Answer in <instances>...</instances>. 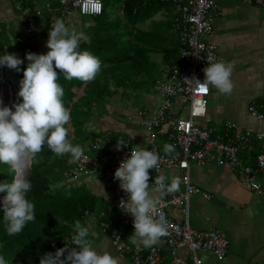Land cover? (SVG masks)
I'll return each mask as SVG.
<instances>
[{
    "label": "crops",
    "instance_id": "0c3cea01",
    "mask_svg": "<svg viewBox=\"0 0 264 264\" xmlns=\"http://www.w3.org/2000/svg\"><path fill=\"white\" fill-rule=\"evenodd\" d=\"M21 1L26 3L29 1L35 2L36 8L23 11L20 5ZM218 1L220 9L214 16L213 32L209 39L217 44L220 61L232 66L231 80L233 90L230 95H225L221 94L216 88L211 87L207 114L205 117L199 118L198 122L202 127H212L217 136L221 135L227 144L234 145L237 144L236 134L238 129L252 130L253 132L264 130V121L252 115L250 111V106H255L264 115V0ZM60 5L57 0H0V20L6 22L8 27H11L16 20L20 21L22 25L24 17H35L34 12L36 10L39 11L42 7L43 9H55ZM58 10V12L61 11L60 9ZM173 10L176 13H174L172 21L170 20L171 18L169 19L172 22L170 33L180 37L178 54L181 56L180 50L183 45V34L186 24L180 18L179 11L174 4ZM52 17V21H54L56 20L55 17L59 16L53 15ZM72 21L74 22V19ZM51 25L52 22H47L44 19L39 22L37 27L29 30L30 32H36L45 29V31L49 32ZM24 30L25 33H28V29L25 28ZM85 38L88 39V36H85ZM180 67L178 65L171 68L174 70ZM164 74L169 76L166 66L163 68L162 77ZM162 77H159L157 81L155 80L156 90L158 81L163 80ZM148 103L149 107H145L142 112L138 108L135 110H132L129 106L125 108L124 111L130 116L132 123L143 125L144 112L150 111L153 113L159 106L151 109L153 104L151 102ZM172 104L171 113L173 118L187 114L188 110L180 97L173 99ZM107 119V117L102 118L103 126L110 127L114 125L112 120L109 119L108 121ZM172 121L173 119L170 118L160 128L159 139L161 142L159 139L158 141L162 151H164L165 145H170L172 149L174 148L168 137ZM227 123H236L239 128H229ZM122 132L132 138V141L143 137L148 144V131L133 128L132 126H123L117 133L103 134L98 132L92 137L93 139L91 138L92 143L90 144L96 141L101 142L102 138L116 139ZM90 144L81 147L86 149ZM263 149V142L259 140L254 151H242L240 156L246 165L255 166L256 155ZM86 152L90 153V150H86ZM69 162L70 158L67 159L64 168V177L68 180L88 177L85 175L66 176L65 172ZM191 166V180L201 190L190 197L189 219L191 227L197 230L221 228L229 235L231 241L229 251L222 260H219L210 250H202L200 255L204 263L264 264V174H257V178L263 183V190L258 193L249 183L241 180L240 170L232 167L229 163L219 164L217 161H210L204 165H198L196 162H191ZM149 173L151 177L154 176L152 170ZM181 174L182 170L177 168H168L164 171V175L168 178L167 183H171L172 179H176L179 182V190L177 191L184 189L180 180ZM152 189L154 187L150 186V191ZM205 194L210 197L206 198ZM152 195L155 198L158 197V193L155 191H152ZM117 197L118 193L116 191L113 199L105 198L113 223L103 219L107 212L103 209V211H97L98 213L86 211L87 216L85 215L82 225L88 227L92 232V237L94 238L91 243L97 252L101 254L104 252L109 253L117 260V264H133L129 256H123L117 251L110 238L111 229L122 231L127 239L134 232V226H127L121 222L118 208L114 205ZM168 213L172 216L182 217L178 208L171 207L168 209ZM73 234L74 228L67 239L70 243L72 242L70 238ZM101 234H106V236L100 238ZM96 236H98V239H96ZM155 245L162 249L163 262L169 264L172 259V253L164 238L162 237ZM64 247H66L65 244ZM179 254L189 262H192V255L185 250H180ZM62 258H66V253L65 257ZM31 263L35 264L34 261H31ZM37 264L40 263L37 262Z\"/></svg>",
    "mask_w": 264,
    "mask_h": 264
},
{
    "label": "clouds",
    "instance_id": "9594fccd",
    "mask_svg": "<svg viewBox=\"0 0 264 264\" xmlns=\"http://www.w3.org/2000/svg\"><path fill=\"white\" fill-rule=\"evenodd\" d=\"M85 39L82 32L67 26L63 19L52 21L46 42L49 51L46 54H26L28 64L23 69L18 100L12 96L15 110L3 104L1 96L5 91L0 96V163L8 165L14 174L11 182H0V193H6L2 206L9 236L21 233L29 222L36 219L35 206L27 199L32 187L27 175L30 161L44 146L47 145L55 156L68 155L72 163L83 158L82 147L73 145L68 139L69 127L72 130L71 113L63 103L64 89L58 82V74L62 73L67 81L76 79L85 84L95 79L101 61L91 52L79 50ZM207 60L208 66L203 69L204 80L196 78L200 91L206 93L214 87L221 94L230 95L233 90L232 66L223 61L213 62L211 52L207 54ZM23 63L14 53L6 52L0 56V66L17 72L22 70ZM6 83L4 88L9 85ZM117 140L116 149L122 150L126 143ZM164 151L170 153L172 147L165 145ZM160 160L159 155L151 150L132 148L130 157L121 161L114 174L120 188L128 195L127 201L122 199L119 207L134 218V232L128 239L136 247H151L168 235L166 223L154 218L160 201L153 197L152 191L167 195L178 190L179 182L176 179L166 182L168 178L160 174ZM150 169L157 173L151 191ZM73 228L72 245L78 247L66 245L55 253L47 252L41 257L40 264H117L112 255L101 254L93 248L88 239L89 228L80 220L75 221ZM65 253L66 258H62ZM0 264H6L2 255Z\"/></svg>",
    "mask_w": 264,
    "mask_h": 264
},
{
    "label": "built area",
    "instance_id": "2783aa9c",
    "mask_svg": "<svg viewBox=\"0 0 264 264\" xmlns=\"http://www.w3.org/2000/svg\"><path fill=\"white\" fill-rule=\"evenodd\" d=\"M68 15L76 12L80 15L97 16L104 10V0H57ZM172 2L179 11L180 18L186 24L183 34V45L180 50L181 58L185 64L174 69L167 81L161 80L157 84V91L163 96L164 101L151 113L145 111L142 124L148 134V145L137 147L132 145V138L125 133H120L116 139H107V144L96 141L83 149V158L80 162L72 163L66 169V176H98L108 187H114L118 193L114 205L118 208L121 222L127 226H134V218L122 210L119 205L121 200L127 201L128 195L120 188V182L115 178V171L122 160L130 157L132 148L151 150L159 155L160 174L168 168L182 170L180 177L184 186L182 191L161 196L158 193L159 204L154 218L166 223L168 235L164 240L171 250L172 259L169 264H205L200 255L202 250H210L219 259L226 257L231 244L229 235L221 228L208 230L193 229L190 224L189 201L193 193L200 192V188L191 180V162L204 165L210 161L219 164L229 163L240 170V178L258 193L263 190V183L257 174H264V149L256 155L255 166L246 165L240 156L242 151H254L257 141H262L264 146V130H240L236 123H227L229 128L238 129L236 134L237 144H227L221 135H216L212 127H202L199 118L205 117L209 106L208 92H201L197 79L203 81V69L208 66L207 54L212 53L213 62L220 61L218 46L207 39L213 32V20L220 9L218 0H162ZM3 66H0V80L5 85ZM3 85V86H4ZM5 93L14 95L12 90L4 88ZM180 97L188 110L185 116H175L171 113L173 99ZM251 114L264 121V115L255 106H250ZM173 119L168 137L174 148L170 153L161 150L159 144L160 128ZM123 140L126 145L122 150H117L118 140ZM90 150V153L86 152ZM150 176V186L154 187L157 173ZM206 198L210 196L205 194ZM174 207L181 211L182 217L172 216L168 209ZM106 229V228H105ZM111 242L123 256H129L133 264H165L162 249L153 245L149 248L136 247L131 244L122 231H110ZM185 250L192 255V262L179 254Z\"/></svg>",
    "mask_w": 264,
    "mask_h": 264
},
{
    "label": "trees",
    "instance_id": "16d2710c",
    "mask_svg": "<svg viewBox=\"0 0 264 264\" xmlns=\"http://www.w3.org/2000/svg\"><path fill=\"white\" fill-rule=\"evenodd\" d=\"M21 2L20 5L23 11L36 8L35 2ZM121 4L123 13L121 22L123 23L119 25L112 22L106 4L100 15L93 16L92 21L88 20L85 23H82L79 19L80 14L77 12L74 15L66 14L62 5L55 9H43L42 7L39 11L34 12L35 17L26 16L22 20L23 28L28 29L27 35L38 37L42 34L39 37L48 38L49 32L45 29L36 32H30L29 29L37 27L39 22L44 19L47 22H52L53 15L59 16L55 18L63 19L69 27L76 26L78 31H82L85 36H88V41L85 39L80 43L79 50H87L101 61L99 73L93 81L87 84L76 79L67 81L62 73L58 74V82L64 89L62 100L65 107L70 109V113L75 109L78 111L83 110L84 114L90 116L94 107L106 110V103L108 106L110 105L111 99L119 93L120 87L126 88L128 85H133L141 80L144 81L145 77L142 78L143 70L153 62L152 60L148 61V58H146L150 51L156 54L161 53L162 63L164 62L165 64H163L166 67L183 66L185 64V61L178 54L180 37L177 35L173 37L174 34L169 33L173 18L168 21V24L165 25L160 21L162 23L153 26L149 30H143L135 26L146 17L157 14L162 10V6H169L170 9H173L172 3L162 0H121ZM58 9L62 12H58ZM72 19L75 23L81 22V26L78 27L73 21L71 22ZM123 25L125 31L122 32V37H118V31ZM165 26H167V30ZM8 28L6 22H3V25L0 24V34L5 33ZM17 35L20 36L18 32ZM155 41L159 43L157 47L154 45ZM13 46L14 51L20 46L25 48V51L20 53V59L24 63L20 66L22 70L18 72L23 78V69L28 64L26 54L29 51L26 50L27 45H21L19 40H16ZM38 54L45 53L42 51ZM162 75L163 72L160 77ZM158 79L159 77L156 81ZM0 84L4 85L1 80ZM79 89H83L81 95L78 94L77 90ZM1 98L5 101L9 98V94L2 95ZM14 99H16L15 96ZM21 99L19 98L20 102ZM70 121L74 130L69 133L68 139L72 141L80 138L83 133L82 129L79 128V134H77L78 128H76L72 117ZM69 158L68 155H53L52 151L45 145L43 150L31 160L30 173L27 179L32 187L27 193V199L35 206L36 219L29 222L19 234L9 236L6 232L1 201L6 193H0V255L4 256L6 264H32L31 261H34L35 264L40 263V259L45 253H53L55 250L64 247V244L72 245V242H68L67 239L70 237L75 221L84 222L86 211L96 213H98L96 211L98 209L103 211L94 194L90 195L89 192L83 193L81 189H70L57 184L58 179L63 175ZM59 165H62L61 170ZM13 178L14 174L10 167L0 163V182L6 180L11 182ZM104 210L107 211V216L104 215L103 219L113 223L106 203Z\"/></svg>",
    "mask_w": 264,
    "mask_h": 264
},
{
    "label": "rangeland",
    "instance_id": "374dc122",
    "mask_svg": "<svg viewBox=\"0 0 264 264\" xmlns=\"http://www.w3.org/2000/svg\"><path fill=\"white\" fill-rule=\"evenodd\" d=\"M104 4L107 5V10L109 12V17L112 18V22L116 23L117 25L123 23L121 22V19L123 18L122 13V4L121 0H104ZM176 13L175 10L170 9L169 6H162V10L159 11L157 14H153L152 16L146 17L143 19V21L139 24H136L135 26L137 28H141L143 30H149L153 26L158 25L159 23H164L165 25L168 24V21L170 18H173V14ZM118 15V16H117ZM93 16L89 15H80L79 19L82 21V23H85V21H92ZM162 20V22H160ZM0 24L3 25V22L0 20ZM78 27L81 26V22L75 23ZM126 24V23H125ZM73 26H70L72 28ZM74 28L78 31V28L74 26ZM167 30V26H165ZM116 30V27H115ZM137 30V29H136ZM6 31V30H5ZM125 31L124 25L119 29L118 31V37H122V32ZM17 32L19 33V37L17 35ZM25 30L23 26L21 25L20 21L16 20L15 23L11 25V27L8 28V30L5 33L0 34V56L7 53H14L20 58V53L25 51V48L23 46H20L15 51L12 49L16 40L21 41V45H27L26 50L29 52H36V54L41 53H47L49 51L47 47V40L48 38H42L39 37L41 35L32 36L27 35L28 33H25ZM170 33V31H169ZM175 37V35H172ZM209 39V37L207 38ZM88 41V39H86ZM158 42H154L155 47L158 46ZM13 46V47H12ZM151 49V48H150ZM42 50V51H41ZM150 51V50H149ZM161 53L156 54L155 52H151L147 54L146 58L149 60H152L153 62L147 66L143 70L142 78L145 77V80H141L140 82H136L133 85H128L126 88L120 87L119 93L115 95L110 102V105L108 106L106 103V110H101L99 107L92 108V114L90 116H87L84 114L83 110H73L71 113V117L74 119L75 126L78 128V131L76 132L79 134V128L82 129V136L78 139H73L71 142L73 145H79L84 146L92 143V137H94L95 133H117L120 129H122L123 126L126 127H133L138 129H146L143 125H136L132 123V119L130 116L124 111L126 107H130L132 110L139 109L141 112L145 109V107H149V103L151 102L153 105L151 107L154 108L158 105H160L164 98L161 94L156 90V82L155 80L160 77V75L163 72V68L165 65L162 63L161 60ZM168 73L172 72L173 69L171 67H167ZM170 75V74H169ZM170 76L167 74H164L162 79L164 81H167ZM0 90H4V87L2 84H0ZM78 94L81 95L83 93V89L77 90ZM5 93L4 95H6ZM16 97V96H15ZM18 98L16 97L15 101H17ZM3 104L7 106L8 102H4ZM108 118L109 121L112 120L114 122V125L110 127L103 126V120L102 118ZM104 124H106L104 122ZM71 128V127H70ZM73 132L72 130L69 132ZM76 134V135H77ZM92 138V139H91ZM102 144H107V140L105 138H102L101 141ZM132 145L137 147H146L148 144L145 141L143 137L139 138L138 140H133ZM194 165V164H193ZM60 170L62 169V165H59ZM29 175V174H28ZM27 175V177H28ZM58 185L59 186H66L70 189H81L82 192H89L90 195L94 194L97 199L99 206L104 209L105 205V198L108 197L109 199H113L115 197V188L114 187H108L103 182L102 179L98 176H88V177H80L78 180H68L63 175L60 179H58ZM82 183V185H81ZM179 190V189H178ZM197 193V192H196ZM194 194V193H193ZM3 203V198L1 199ZM107 204V203H106ZM108 205V204H107ZM96 211H99L96 210ZM106 234H101L100 238H104ZM98 236H96V239ZM94 237H92V232L89 229V236L88 239L90 241L93 240Z\"/></svg>",
    "mask_w": 264,
    "mask_h": 264
},
{
    "label": "water",
    "instance_id": "95a60500",
    "mask_svg": "<svg viewBox=\"0 0 264 264\" xmlns=\"http://www.w3.org/2000/svg\"><path fill=\"white\" fill-rule=\"evenodd\" d=\"M2 74H3V77L6 80V82H8V84H9L7 86V89L9 91L12 90L14 92V96L18 97V92H19V88H20V81H21L22 77L18 74V72L15 69H10L7 66H3V73ZM2 93H4V90L1 91V95H2ZM7 101L10 105H12L13 110H15L14 106H13L15 101L12 100L11 91H10V95H9V98L7 99ZM21 102H22V99H21ZM30 165H31V161H30ZM29 173H30V167H29L28 174Z\"/></svg>",
    "mask_w": 264,
    "mask_h": 264
},
{
    "label": "bare ground",
    "instance_id": "6f19581e",
    "mask_svg": "<svg viewBox=\"0 0 264 264\" xmlns=\"http://www.w3.org/2000/svg\"><path fill=\"white\" fill-rule=\"evenodd\" d=\"M4 91H5V89H4ZM7 106H10V107H12V105H10L9 103L7 104ZM29 176V175H28Z\"/></svg>",
    "mask_w": 264,
    "mask_h": 264
}]
</instances>
